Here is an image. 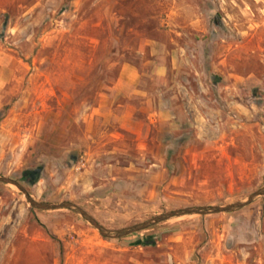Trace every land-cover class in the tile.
<instances>
[{
	"label": "rangeland",
	"instance_id": "1",
	"mask_svg": "<svg viewBox=\"0 0 264 264\" xmlns=\"http://www.w3.org/2000/svg\"><path fill=\"white\" fill-rule=\"evenodd\" d=\"M126 64L167 66L185 109L118 95ZM164 77L146 85L161 95ZM0 176L111 230L263 188L264 0H0ZM32 209L0 183V264H264V197L121 239Z\"/></svg>",
	"mask_w": 264,
	"mask_h": 264
},
{
	"label": "water",
	"instance_id": "2",
	"mask_svg": "<svg viewBox=\"0 0 264 264\" xmlns=\"http://www.w3.org/2000/svg\"><path fill=\"white\" fill-rule=\"evenodd\" d=\"M0 183L10 184L18 187L25 195L28 203L31 207L35 210L40 211H61V210H68L71 211L78 216L82 217L84 220L89 222L95 229H97L100 234L107 239H121L127 237L129 235L140 233L143 231H147L152 227L159 225L163 222L171 220L176 217H183V216H201L206 217L209 215H216V214H231L238 212L249 205L253 204L260 198L264 197V187L258 189L256 192L252 193L246 199L239 201L234 204L225 205V206H194V207H186L174 211H168L161 215H158L148 221L143 223L126 227L123 229L118 230H111L107 229L102 226L94 217H92L84 208L81 206L70 202V201H63L60 203L54 202H40L34 200L29 192L26 190L24 186H22L18 181L13 180L8 177L0 176Z\"/></svg>",
	"mask_w": 264,
	"mask_h": 264
},
{
	"label": "crops",
	"instance_id": "3",
	"mask_svg": "<svg viewBox=\"0 0 264 264\" xmlns=\"http://www.w3.org/2000/svg\"><path fill=\"white\" fill-rule=\"evenodd\" d=\"M165 70H166V89L157 90V92L162 91L161 95L156 94V90L146 85L150 80L155 79H165ZM168 67L158 68L157 74H160L161 77L158 76H150L148 78L147 75H144L141 69L132 64H126L122 68L121 75L116 84V90L118 95H124L128 97L131 101H135L136 99L145 107L147 111H183L185 109L186 104L178 105L176 101L177 97V82L172 81L168 74ZM166 93V96H165ZM192 100V98H191ZM166 102V110L164 103ZM135 102L130 103L131 111L128 116H133V111H136ZM124 107L123 105H121ZM128 107V106H127Z\"/></svg>",
	"mask_w": 264,
	"mask_h": 264
},
{
	"label": "trees",
	"instance_id": "4",
	"mask_svg": "<svg viewBox=\"0 0 264 264\" xmlns=\"http://www.w3.org/2000/svg\"><path fill=\"white\" fill-rule=\"evenodd\" d=\"M41 175H42V168H38L35 170L25 171L23 174V178L24 180H28V184L30 186H33L39 182V180L41 179ZM32 210L35 211V209ZM137 244L141 246H151L155 244V241L153 237L148 236L146 238L140 239Z\"/></svg>",
	"mask_w": 264,
	"mask_h": 264
}]
</instances>
